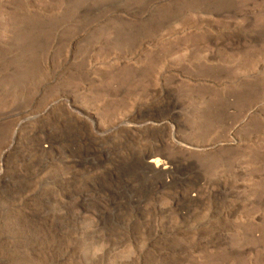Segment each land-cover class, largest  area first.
I'll return each mask as SVG.
<instances>
[{
    "label": "rangeland",
    "instance_id": "obj_1",
    "mask_svg": "<svg viewBox=\"0 0 264 264\" xmlns=\"http://www.w3.org/2000/svg\"><path fill=\"white\" fill-rule=\"evenodd\" d=\"M0 264H264V0H0Z\"/></svg>",
    "mask_w": 264,
    "mask_h": 264
},
{
    "label": "bare ground",
    "instance_id": "obj_2",
    "mask_svg": "<svg viewBox=\"0 0 264 264\" xmlns=\"http://www.w3.org/2000/svg\"><path fill=\"white\" fill-rule=\"evenodd\" d=\"M229 105V104H228ZM94 122V120H92ZM122 122V121H121ZM94 124V123H93ZM96 125V124H94ZM83 128V126L81 127ZM83 131V129H82ZM76 132V131H75ZM80 132V131H79ZM84 133H86L85 131H83ZM82 132V133H83ZM68 133V132H67ZM66 133V134H67ZM81 133V134H82ZM69 134V133H68ZM67 134V135H68ZM66 135V136H67ZM83 136V135H82ZM68 137V136H67ZM78 137V138H77ZM70 139V140H69ZM69 139L65 138L62 140L63 143H66V147L64 148L63 151H65V153L67 154L68 151H73L75 150V146L78 142H80L81 144L83 143L84 140L86 141H90V139H88L87 137L84 139L81 136H79L77 133L74 134V132L71 131V133L69 134ZM84 139V140H83ZM61 141V142H62ZM85 141V142H86ZM91 142V141H90ZM60 143V142H59ZM71 143V144H70ZM79 143V144H80ZM90 144V143H89ZM83 147V146H82ZM84 147H87L84 146ZM93 147V146H92ZM69 149V150H68ZM93 149V148H92ZM78 151V150H77ZM89 152V151H88ZM92 152V151H91ZM93 153V152H92ZM87 154V153H85ZM89 156L91 155L90 152L88 154ZM93 156V155H92ZM84 157V156H83ZM88 157V156H87ZM91 157V156H90ZM92 158V157H91ZM136 157H134L133 159L129 160L127 163H125V166L122 165L121 166H116L114 168V172L110 171L107 172L105 174L104 177V182L103 183H99L98 187H99V191L102 193H105L106 195H109L111 197V195L115 196V199H128L130 200L129 202L132 203V193L129 191V187L128 184L126 185L124 183V177L123 174L125 173L126 175H132L135 178V181L137 182L136 185L138 187V189H144V187L146 186V184L149 183V181H151L152 179H154V175L155 174H159L161 176V179L163 178V176L168 173H171V165L169 166L168 163L170 162H166V160H164L163 158H161V153L157 150H151L148 153H142L139 157L138 160L135 159ZM86 159V158H85ZM166 159V158H165ZM86 161V160H85ZM170 161V160H169ZM147 162V165L145 164ZM174 162V161H173ZM88 163V162H87ZM143 163L145 165H143ZM172 164V163H170ZM155 168V169H154ZM155 170V172L153 171ZM175 173V172H174ZM160 178V177H159ZM187 182V181H185ZM127 183V182H126ZM151 184V183H150ZM182 184V181H181ZM94 185V184H93ZM162 185V184H161ZM156 188V187H155ZM149 189V188H148ZM141 190V191H142ZM149 191V190H148ZM147 192V191H145ZM115 217H113L111 219V221L114 220ZM100 221V220H99ZM101 224H107V219H104ZM103 225V226H104Z\"/></svg>",
    "mask_w": 264,
    "mask_h": 264
}]
</instances>
